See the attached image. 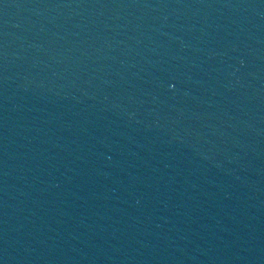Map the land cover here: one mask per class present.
Wrapping results in <instances>:
<instances>
[{
  "label": "water",
  "instance_id": "95a60500",
  "mask_svg": "<svg viewBox=\"0 0 264 264\" xmlns=\"http://www.w3.org/2000/svg\"><path fill=\"white\" fill-rule=\"evenodd\" d=\"M0 264H264V0H0Z\"/></svg>",
  "mask_w": 264,
  "mask_h": 264
}]
</instances>
